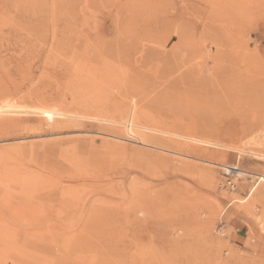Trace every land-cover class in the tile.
<instances>
[{
	"label": "rangeland",
	"instance_id": "rangeland-1",
	"mask_svg": "<svg viewBox=\"0 0 264 264\" xmlns=\"http://www.w3.org/2000/svg\"><path fill=\"white\" fill-rule=\"evenodd\" d=\"M0 107V264H264V0H0Z\"/></svg>",
	"mask_w": 264,
	"mask_h": 264
},
{
	"label": "crops",
	"instance_id": "crops-1",
	"mask_svg": "<svg viewBox=\"0 0 264 264\" xmlns=\"http://www.w3.org/2000/svg\"><path fill=\"white\" fill-rule=\"evenodd\" d=\"M227 228L230 230V239L239 240L242 237L243 226L239 222H233L228 224Z\"/></svg>",
	"mask_w": 264,
	"mask_h": 264
},
{
	"label": "bare ground",
	"instance_id": "bare-ground-1",
	"mask_svg": "<svg viewBox=\"0 0 264 264\" xmlns=\"http://www.w3.org/2000/svg\"><path fill=\"white\" fill-rule=\"evenodd\" d=\"M9 113H11V112H7V111H4L3 109H2V107H0V116H2V115H7V114H9ZM23 114V113H22ZM56 116H58V117H60V116H66V114L65 115H60V114H56ZM130 123V122H129ZM132 123L133 122H131L130 124H129V126H131L132 127ZM130 132H131V130H130ZM131 136V135H130ZM263 139H264V134H263ZM191 140V142H193V141H195V142H200V141H197V140H194V139H189V141ZM264 142V141H263ZM200 143H202V142H200ZM202 144H205L204 142L202 143ZM205 145H207V143L205 144ZM211 145V144H210ZM233 170H238L237 168H233ZM239 175H240V173H239ZM262 181H264V177H259L258 178V184H260V182H262ZM257 184V185H258ZM257 185L255 186V187H252V189L250 190V193H249V196H250V194L255 190V188L257 187Z\"/></svg>",
	"mask_w": 264,
	"mask_h": 264
}]
</instances>
